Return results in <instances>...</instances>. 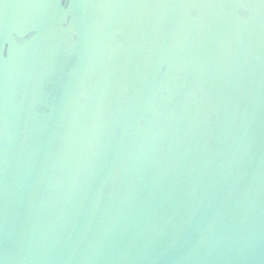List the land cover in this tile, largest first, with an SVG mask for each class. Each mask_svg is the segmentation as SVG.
Masks as SVG:
<instances>
[{
	"label": "water",
	"instance_id": "1",
	"mask_svg": "<svg viewBox=\"0 0 264 264\" xmlns=\"http://www.w3.org/2000/svg\"><path fill=\"white\" fill-rule=\"evenodd\" d=\"M3 264H264L260 0H0Z\"/></svg>",
	"mask_w": 264,
	"mask_h": 264
},
{
	"label": "snow or ice",
	"instance_id": "2",
	"mask_svg": "<svg viewBox=\"0 0 264 264\" xmlns=\"http://www.w3.org/2000/svg\"><path fill=\"white\" fill-rule=\"evenodd\" d=\"M262 4H264V0H260ZM0 264H3V261H0Z\"/></svg>",
	"mask_w": 264,
	"mask_h": 264
}]
</instances>
